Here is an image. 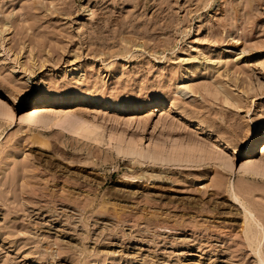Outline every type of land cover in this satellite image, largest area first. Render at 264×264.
Segmentation results:
<instances>
[{
	"label": "rangeland",
	"instance_id": "obj_1",
	"mask_svg": "<svg viewBox=\"0 0 264 264\" xmlns=\"http://www.w3.org/2000/svg\"><path fill=\"white\" fill-rule=\"evenodd\" d=\"M263 126L264 0H0V264H264Z\"/></svg>",
	"mask_w": 264,
	"mask_h": 264
},
{
	"label": "bare ground",
	"instance_id": "obj_2",
	"mask_svg": "<svg viewBox=\"0 0 264 264\" xmlns=\"http://www.w3.org/2000/svg\"><path fill=\"white\" fill-rule=\"evenodd\" d=\"M42 98V97H41ZM41 98H38V103H42L41 102ZM61 100V99H60ZM43 101V100H42ZM52 105H56L57 103V100H52L51 101ZM59 103H63L65 104L67 107L72 105L74 103L73 99H62V101H58V104ZM159 105V104H158ZM158 107V106H156ZM51 106L47 107V109H50ZM156 109V108H155ZM42 111V107L41 106H35L33 109H32V112L30 115H39V113ZM46 111H49V110H46ZM155 111V110H154ZM168 113H171L172 111L171 110H167ZM30 116L29 115H26V119H28ZM46 117H42V118H39L37 121L39 123H42V125L44 124V121H45ZM47 120V119H46ZM33 120H30L29 122L32 123ZM197 128V127H196ZM200 130V128H197ZM203 131V130H202ZM205 133L204 131L201 132V134ZM260 140V142H262L261 144H257L256 142ZM200 152V151H199ZM261 153V154H264V126L259 129L258 133H257V137H256V140L254 139L253 142L250 144L249 148H248V151H247V156L243 158V171L244 172H247V171H250V169H254L255 171H260V170H264V163H256L255 162V157H257V155ZM216 160V159H215ZM256 163V164H255ZM225 168V167H224ZM257 169V170H256ZM259 169V170H258ZM155 179V178H154ZM232 193V192H231ZM233 198L236 199L235 195H233ZM238 201V200H236ZM246 229V228H245ZM254 234V233H253ZM253 238V237H252ZM257 238V237H256ZM252 245V244H251ZM258 245V244H257ZM256 248V247H255Z\"/></svg>",
	"mask_w": 264,
	"mask_h": 264
}]
</instances>
